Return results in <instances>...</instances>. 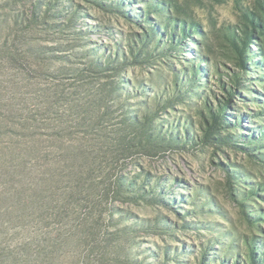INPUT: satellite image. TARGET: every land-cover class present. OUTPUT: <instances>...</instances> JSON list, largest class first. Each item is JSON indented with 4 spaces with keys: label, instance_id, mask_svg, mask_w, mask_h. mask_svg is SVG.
Segmentation results:
<instances>
[{
    "label": "rangeland",
    "instance_id": "374dc122",
    "mask_svg": "<svg viewBox=\"0 0 264 264\" xmlns=\"http://www.w3.org/2000/svg\"><path fill=\"white\" fill-rule=\"evenodd\" d=\"M153 1L0 0V264L37 254L47 228L89 224L124 242L123 264H252L255 243L259 254L264 137L251 135L264 127V29L246 15L264 21V0H172L165 17L198 30L134 61L132 41L166 21ZM246 25L249 68L230 39ZM115 52L131 60L118 74L90 67ZM235 76L227 124L208 140ZM135 117L151 137L133 139Z\"/></svg>",
    "mask_w": 264,
    "mask_h": 264
},
{
    "label": "trees",
    "instance_id": "16d2710c",
    "mask_svg": "<svg viewBox=\"0 0 264 264\" xmlns=\"http://www.w3.org/2000/svg\"><path fill=\"white\" fill-rule=\"evenodd\" d=\"M172 4V0L153 1L150 4L149 11L159 10L161 13H163L162 17H165L163 10L165 9L164 7L171 6ZM174 14L175 15L172 14L166 16L165 22L154 23V25L150 27L149 31L145 32L143 35H137L138 39H135L134 42L132 41V44L129 48V53L131 54V58L134 59V61L141 62L143 56L149 58L152 53L166 45H178L185 38L184 36L188 35L190 31L198 30V26L193 21H190V18L185 16L183 18L180 12H174ZM147 15L148 18H150L149 13ZM38 17L40 16L36 14L34 19H37ZM246 17L249 22L264 29V21L257 14L248 11ZM34 19L30 20L29 18L28 21L33 22ZM242 32L244 33H242V38L238 37V35L235 33H232L230 39L232 40L239 54L240 64L245 68H249V56L246 53L251 41L254 39V37H256L255 29L252 31L251 28L246 25ZM262 57L263 59L255 63L260 67H264V47L262 50ZM130 61L129 55L127 56L125 53L119 54V52H115L108 55L107 59L102 62L92 59L90 61V67L92 69H97V72L114 70L115 73L118 74L122 67L130 65ZM195 67L196 68H194V70L198 68V65ZM241 79L242 78L240 76H235V83L233 82L229 87H225L227 95L219 102L217 109L210 110L209 119L205 121L206 139L210 140L211 138L213 140L216 138L214 135L220 134L221 130L223 129V125L227 124V118L229 117L227 110L230 109V104L233 101L236 92L238 91L236 86L242 88ZM115 90L116 89H114V91ZM236 118H238L236 120L237 124L239 121H241L242 117L240 115ZM131 123L135 127L133 139L142 138L144 134L146 135L147 139L152 136V133L149 132V129H143L139 127V122L136 117L133 118ZM261 137H264V127H262V132H257L251 135V138L254 141H259ZM121 188L122 184H119L116 195H119ZM72 205L73 210L76 208L79 209L77 205ZM61 208L65 211L67 210V208L63 206H61ZM83 224L88 225L89 223L85 222ZM117 233L118 232H113L108 236L113 237L118 235ZM76 234L78 235L75 236ZM111 241L112 240L109 239L100 240V236H96V234L92 231L90 224L87 230L84 231L81 230L68 232L63 230L61 227L57 231L54 229L52 231L47 228L45 236L40 242H37L36 244L39 248V252L37 254H26L25 257L22 255L13 256L10 260H5L1 264H123V261H130V259L126 257L128 252L124 242H119L114 245ZM65 246H71L73 252L71 251L65 255H62L61 252ZM77 246H84L87 249H92L94 252L97 249L98 252L96 253V258L93 259L90 256V253L89 256L86 257V255H82L74 251L76 250ZM258 248L260 250L259 254L256 243L250 246V260L252 264H258V262L261 263L264 261V243L259 245ZM233 260H235V264H241L243 262L240 257H236L235 259L233 258Z\"/></svg>",
    "mask_w": 264,
    "mask_h": 264
}]
</instances>
